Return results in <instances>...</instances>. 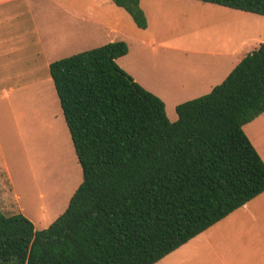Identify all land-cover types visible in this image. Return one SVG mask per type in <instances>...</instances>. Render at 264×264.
<instances>
[{
	"label": "trees",
	"instance_id": "trees-1",
	"mask_svg": "<svg viewBox=\"0 0 264 264\" xmlns=\"http://www.w3.org/2000/svg\"><path fill=\"white\" fill-rule=\"evenodd\" d=\"M111 1L147 28L139 0ZM196 1L264 17V0ZM128 52L112 42L50 65L82 182L41 231L0 208V264H156L264 193L244 131L264 114V44L175 122L118 66Z\"/></svg>",
	"mask_w": 264,
	"mask_h": 264
},
{
	"label": "rangeland",
	"instance_id": "rangeland-1",
	"mask_svg": "<svg viewBox=\"0 0 264 264\" xmlns=\"http://www.w3.org/2000/svg\"><path fill=\"white\" fill-rule=\"evenodd\" d=\"M60 1L80 8H119L111 0ZM139 2L150 24L146 29L138 28L119 8L120 28L154 38L166 48L156 53L152 49L133 53L117 64L167 95L163 102L172 122L177 120L178 105L209 94L244 55L264 44L263 16L196 0ZM234 49L237 57H229L232 64L227 74L224 70L205 88L184 87V78L201 72L211 62L210 52L230 54ZM43 89L30 94L0 93V179L6 181L5 161L20 197L18 208L16 204L5 214L26 215L36 231L47 229L63 214L82 182V170L55 87ZM244 131L264 161V114L246 124Z\"/></svg>",
	"mask_w": 264,
	"mask_h": 264
},
{
	"label": "crops",
	"instance_id": "crops-1",
	"mask_svg": "<svg viewBox=\"0 0 264 264\" xmlns=\"http://www.w3.org/2000/svg\"><path fill=\"white\" fill-rule=\"evenodd\" d=\"M118 9L73 7L60 0H0V93L44 92L45 86L54 85L50 76L53 62L108 43L123 41L129 47L118 64L133 53L166 48L154 38L120 28ZM237 53L235 49L230 54L210 52L211 62L201 72L184 78V87L209 86L221 72H229V57H237ZM120 67L145 90L166 100L163 91L129 68ZM3 166L7 174L6 181L0 179V208L9 214L16 204L18 208L20 197L5 161ZM156 264H264V193Z\"/></svg>",
	"mask_w": 264,
	"mask_h": 264
}]
</instances>
